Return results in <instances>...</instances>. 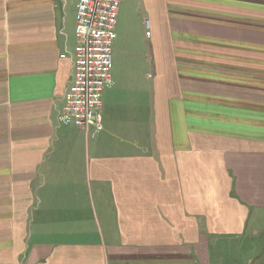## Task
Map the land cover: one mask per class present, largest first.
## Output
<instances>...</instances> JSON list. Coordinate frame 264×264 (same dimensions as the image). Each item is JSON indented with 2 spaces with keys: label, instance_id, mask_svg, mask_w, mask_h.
Returning a JSON list of instances; mask_svg holds the SVG:
<instances>
[{
  "label": "crops",
  "instance_id": "0c3cea01",
  "mask_svg": "<svg viewBox=\"0 0 264 264\" xmlns=\"http://www.w3.org/2000/svg\"><path fill=\"white\" fill-rule=\"evenodd\" d=\"M77 3L0 0V264H264V0H123L98 133Z\"/></svg>",
  "mask_w": 264,
  "mask_h": 264
},
{
  "label": "built area",
  "instance_id": "2783aa9c",
  "mask_svg": "<svg viewBox=\"0 0 264 264\" xmlns=\"http://www.w3.org/2000/svg\"><path fill=\"white\" fill-rule=\"evenodd\" d=\"M123 0H78L72 76L64 96V124L90 133L103 129V93L113 84L114 44ZM146 36L151 26L145 21ZM66 58V55H62Z\"/></svg>",
  "mask_w": 264,
  "mask_h": 264
},
{
  "label": "rangeland",
  "instance_id": "374dc122",
  "mask_svg": "<svg viewBox=\"0 0 264 264\" xmlns=\"http://www.w3.org/2000/svg\"><path fill=\"white\" fill-rule=\"evenodd\" d=\"M118 28V27H117ZM226 241H214L213 242V245L212 247L214 248L217 247V248H220V247H223L224 248V243ZM252 241L248 240V239H244V240H237V241H232V244H229L227 245V247L231 248L232 250H239L238 253V258L239 260H241L243 257H241V254L242 252L240 250H243V249H249V243H251ZM253 242H257L259 244H261L263 250H264V240H261V241H253Z\"/></svg>",
  "mask_w": 264,
  "mask_h": 264
}]
</instances>
